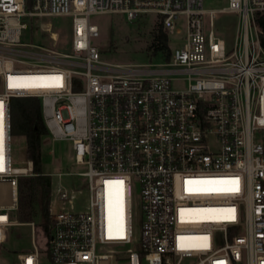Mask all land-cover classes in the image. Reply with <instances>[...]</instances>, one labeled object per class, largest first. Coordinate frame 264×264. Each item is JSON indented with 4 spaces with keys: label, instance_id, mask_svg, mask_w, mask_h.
Returning <instances> with one entry per match:
<instances>
[{
    "label": "built area",
    "instance_id": "obj_1",
    "mask_svg": "<svg viewBox=\"0 0 264 264\" xmlns=\"http://www.w3.org/2000/svg\"><path fill=\"white\" fill-rule=\"evenodd\" d=\"M204 2L0 0V256L20 178L36 175L33 161L12 165V99L37 97L48 136L86 166L88 198L77 207L84 190L60 185L48 229L26 222L33 250L19 264H264V0ZM103 14L154 15L168 38L184 27V44L154 67L104 62ZM222 14L239 18L232 43ZM54 17L72 19L69 51ZM35 23L45 43L23 40Z\"/></svg>",
    "mask_w": 264,
    "mask_h": 264
},
{
    "label": "rangeland",
    "instance_id": "obj_2",
    "mask_svg": "<svg viewBox=\"0 0 264 264\" xmlns=\"http://www.w3.org/2000/svg\"><path fill=\"white\" fill-rule=\"evenodd\" d=\"M228 4V0H205L204 6L207 9H220ZM47 20V19H46ZM154 15H143L136 20H128L122 14H103L95 15L92 21L99 25L101 36L95 39L101 52V60L110 64H122L133 66L154 67L159 63L168 62L170 57L165 53L159 52L152 54L150 48L153 36L152 31L158 27L155 23ZM51 21L55 23L56 30L60 33V50L69 51L72 39V19L68 17H54ZM239 18L236 14H222L216 19V29L220 36L228 42L233 41ZM40 23L33 25V30H26L23 33V40L35 44L45 43V37L41 34ZM39 26V27H38ZM37 28V29H36ZM185 29L181 33H174L169 37L170 51L181 47L184 44ZM48 44V43H47ZM151 64V65H150ZM180 87V85H177ZM2 85L0 83V90ZM12 165L13 167L24 168L29 166L28 142L25 135H16L12 132ZM42 146V170L46 174L52 175L53 190L51 199V209L57 212L61 208V203L57 199V190L60 185L67 189L81 188L84 190L79 196L83 202H78L77 207L86 206L88 198L86 178L79 175V172L85 171L84 165L76 164L74 160L75 152L72 148V142L69 140H53L48 135L44 138ZM73 173L72 175H68ZM60 174H64L60 176ZM137 194L140 192L136 187ZM83 207V208H84ZM38 215L40 214L36 206ZM12 220L15 222L12 226L6 228L5 242L3 244L0 264H19L17 254L20 252L33 250L32 227L27 223H18V211L11 213ZM39 223V217H35ZM140 225L137 224L134 232V240L137 242L140 238ZM133 245H124L116 247L123 249ZM42 264H49L46 255H42ZM120 264H127L124 259Z\"/></svg>",
    "mask_w": 264,
    "mask_h": 264
},
{
    "label": "trees",
    "instance_id": "obj_3",
    "mask_svg": "<svg viewBox=\"0 0 264 264\" xmlns=\"http://www.w3.org/2000/svg\"><path fill=\"white\" fill-rule=\"evenodd\" d=\"M256 21L261 29V43L264 47V14L257 13ZM153 41L150 46L153 55L163 52L170 57L169 38L159 23L152 31ZM12 132L25 135L28 142L29 161H33L34 176H23L19 181V222L26 223L39 217L41 224L48 229L51 215L53 190L52 175L42 170V146L48 135L41 101L37 97H16L12 99ZM38 206L40 214L36 210Z\"/></svg>",
    "mask_w": 264,
    "mask_h": 264
},
{
    "label": "bare ground",
    "instance_id": "obj_4",
    "mask_svg": "<svg viewBox=\"0 0 264 264\" xmlns=\"http://www.w3.org/2000/svg\"><path fill=\"white\" fill-rule=\"evenodd\" d=\"M108 218L110 226H113L115 220H117L116 222L122 221V214L115 209L114 201L110 197L108 199Z\"/></svg>",
    "mask_w": 264,
    "mask_h": 264
}]
</instances>
